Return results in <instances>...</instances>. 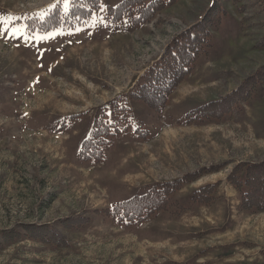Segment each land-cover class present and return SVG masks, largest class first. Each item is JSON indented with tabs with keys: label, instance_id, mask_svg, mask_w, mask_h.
<instances>
[{
	"label": "rangeland",
	"instance_id": "374dc122",
	"mask_svg": "<svg viewBox=\"0 0 264 264\" xmlns=\"http://www.w3.org/2000/svg\"><path fill=\"white\" fill-rule=\"evenodd\" d=\"M118 1L101 0L74 28L31 32L27 19L68 0H0V229L44 224L69 243L26 238L3 249L0 264H264V252L261 260L255 253L264 249V211L241 209L226 179L237 163L264 161V84L230 117L185 123L191 110L264 67V0H175L139 27L104 20V8ZM213 2L211 47L165 108L130 99L145 70ZM122 104L127 113L110 115ZM98 116L117 120V132L100 162L82 161L80 143ZM221 163L141 224L111 216L116 202L152 183ZM215 182L210 204L191 202L194 190ZM79 216L82 227L59 224Z\"/></svg>",
	"mask_w": 264,
	"mask_h": 264
},
{
	"label": "trees",
	"instance_id": "16d2710c",
	"mask_svg": "<svg viewBox=\"0 0 264 264\" xmlns=\"http://www.w3.org/2000/svg\"><path fill=\"white\" fill-rule=\"evenodd\" d=\"M100 2L101 0H68L66 6L63 7L61 4L52 6L43 17L27 19L25 25L31 32H46L59 27L74 28L88 20L92 13L99 9ZM174 2L175 0H119L115 5L104 8L103 18L113 26L126 22L131 27H139L156 18ZM214 7L213 2L202 18H198L189 25V28L182 30L172 39L162 55L145 70L140 82L130 91V99L141 102L156 112L165 108L171 94L194 69L197 58L207 54L211 47L210 26L214 25V19L210 11ZM258 82L264 84V67L247 77L235 91L191 110L185 123L218 122L224 117L232 116L248 99ZM128 110L129 107L124 104L116 109L113 106L110 115L117 112L127 113ZM116 122L108 121L105 116L94 118L90 134L79 146L78 156L82 161L102 160L103 150L110 144L109 137L117 132ZM127 126L128 123L122 129ZM142 134L140 135L143 136ZM223 165L224 163L210 165L172 180L152 183L144 187L141 194L116 202L111 209V216L119 225L141 224L157 212L166 210L172 196L186 184L204 173L220 170ZM226 179L237 190L241 209L264 211V161L237 163L229 171ZM217 186L218 182H215L194 190L190 195L191 202L210 204ZM59 224L65 229L72 230L84 226L86 219L79 216L76 221L66 219L59 221ZM26 238L40 242L43 247L69 246L67 238L48 225L19 222L0 229V252Z\"/></svg>",
	"mask_w": 264,
	"mask_h": 264
},
{
	"label": "crops",
	"instance_id": "0c3cea01",
	"mask_svg": "<svg viewBox=\"0 0 264 264\" xmlns=\"http://www.w3.org/2000/svg\"><path fill=\"white\" fill-rule=\"evenodd\" d=\"M118 1V0H117ZM257 247V246H255ZM263 252H264V249L263 248H260L259 246L257 247L255 253H257V258L259 260H261L262 256H263ZM200 262H203V261H200Z\"/></svg>",
	"mask_w": 264,
	"mask_h": 264
},
{
	"label": "snow or ice",
	"instance_id": "6c2138e0",
	"mask_svg": "<svg viewBox=\"0 0 264 264\" xmlns=\"http://www.w3.org/2000/svg\"><path fill=\"white\" fill-rule=\"evenodd\" d=\"M5 31H7V30H5ZM15 35H17V32H13V36H15ZM49 38L50 37H40L39 39H49ZM25 115H27V113Z\"/></svg>",
	"mask_w": 264,
	"mask_h": 264
}]
</instances>
